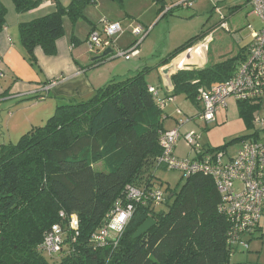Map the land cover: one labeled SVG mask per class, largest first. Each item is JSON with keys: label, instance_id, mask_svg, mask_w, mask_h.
<instances>
[{"label": "trees", "instance_id": "16d2710c", "mask_svg": "<svg viewBox=\"0 0 264 264\" xmlns=\"http://www.w3.org/2000/svg\"><path fill=\"white\" fill-rule=\"evenodd\" d=\"M101 1L123 2L70 0L68 6L57 4L52 13L20 26L26 60L38 74L41 72L35 49L42 48L47 56L57 55L56 42L65 36L64 18L76 25L86 20L87 8ZM186 1L165 12L164 0H156L159 15L165 19L181 8L191 10L193 5H183ZM13 2L20 13L37 7L31 0ZM237 9L233 8V13ZM6 17L7 9L0 0V32L6 26ZM94 31L95 28L91 33ZM207 37L200 34L189 39L161 59L157 67L146 68L123 81H111L88 98L59 99L60 104L45 125L34 127L16 144L0 146V264H231L238 248L249 249L252 238H247L262 232L264 209L254 229L242 238L246 242L243 246L230 241L233 226L228 216L219 211L221 198L212 177L183 175V185L176 190L169 188L167 195L156 188L155 171L167 170L158 165L164 152L160 140L171 130L164 128V109L158 104L167 91L154 87L160 93L154 97L147 76L155 69L169 66ZM141 39L137 36L135 43L123 51H131ZM251 44L252 41L237 58L208 64L203 69L175 66L171 96L183 94L197 103L201 89L207 90L236 75L241 64L249 59ZM140 46L141 43L137 48ZM117 52L98 62L117 58ZM186 68L192 70H183ZM56 80L46 86L51 89ZM46 92L27 100H45ZM236 101L241 116L249 120L252 117L257 129V136L244 142L260 141L264 145V129L255 122V118L264 119V102ZM254 113L258 115L254 117ZM201 151L208 156L222 152L226 163L238 153L231 156L225 147L211 150L203 145ZM235 186L238 192L243 185ZM130 187L146 193L160 191L163 200L157 203L146 197L147 200L134 203L133 218L118 246L96 247L93 237L100 234L111 213L131 203L127 200ZM160 205L165 210L157 211ZM73 216L79 223L77 233L71 230ZM148 220L153 222L151 229L135 239ZM55 227L62 229L63 247L61 252L49 254L41 245Z\"/></svg>", "mask_w": 264, "mask_h": 264}, {"label": "crops", "instance_id": "0c3cea01", "mask_svg": "<svg viewBox=\"0 0 264 264\" xmlns=\"http://www.w3.org/2000/svg\"><path fill=\"white\" fill-rule=\"evenodd\" d=\"M31 1L37 3V7L20 13L17 12L13 0H1L7 9V17L6 26L0 32V71L4 74V77L0 78V132L7 128L8 137L12 141L13 137L11 133L15 129L23 134L27 133V129L30 128L29 125H33L32 127H34L38 125L35 123H39L37 120H29V117L23 120L22 117H18V113H54L57 105L61 102L59 99L73 97L88 98L96 90H99L111 81H123L146 68L153 69L157 67V63L167 56L155 60L153 55L150 60L147 58L150 56L143 53L145 43L148 40V42L151 41L155 44V38L152 35L154 31L149 33L148 30V37L143 41L145 45L143 44L142 48H140L139 54L127 59L123 58L122 61L117 63H114V60L120 58L115 57L107 61H101L100 63L98 61L93 62V59L101 55L90 53L86 41L93 28L97 31L96 23L107 20L121 25L122 33L113 39L114 44L112 49L116 52L126 50L135 43L137 36L132 30L138 24L147 29V26L155 25L157 21L162 20L161 17L163 16L159 15L160 5L156 3V0H152V3H150L151 0H123L122 3L101 1L87 8L85 10L86 20H82L76 25H73L68 17L64 18L65 36L56 42L57 55L47 56L42 48L37 47L35 49L34 54L41 72V74H38L26 60L25 48L21 42L20 26L52 13L56 9L57 4L68 6L70 0ZM182 1L184 0H176V2L164 0L166 6L165 12ZM110 16H114V19H110ZM148 16L155 23L150 22L147 24L149 20L146 18ZM83 21L87 23H82ZM129 34L134 38L133 41L129 39ZM201 43L204 44V42ZM193 48V50L190 49L177 57V60H174V65H191L188 67L194 66L197 69L205 68L204 66L208 61L203 52V47L196 45ZM185 54H187L186 56L189 55L190 58L186 59ZM191 55H195L196 59L193 60ZM203 61L205 63L200 67L199 65ZM94 63L97 65L92 67ZM166 67L155 69L150 73L151 76L152 74L160 76L158 78L159 85L153 84L147 79L150 87H158L163 89V91L168 89L165 76L162 75V70ZM56 78H61V82L49 89L46 83ZM169 81L171 82V78ZM46 89H49V91L46 92ZM16 90L18 91L14 93ZM43 92L48 94L45 100H35L31 103L16 101L19 102L18 104L13 100L15 97L26 100ZM14 106L16 108L12 110ZM12 113L16 114L13 115ZM2 137H0V144L2 142L6 143V135L3 134Z\"/></svg>", "mask_w": 264, "mask_h": 264}, {"label": "built area", "instance_id": "2783aa9c", "mask_svg": "<svg viewBox=\"0 0 264 264\" xmlns=\"http://www.w3.org/2000/svg\"><path fill=\"white\" fill-rule=\"evenodd\" d=\"M183 5L190 8L192 3L188 0ZM252 7L253 14L259 17L262 22V28L252 35L253 40L248 51L249 59L241 64L236 75L230 80L216 83L209 89H201L199 92L197 99L201 105L199 116L207 124L216 121L217 112L226 106L227 99L231 96L240 101L264 102V0H253ZM101 23L103 30L92 32L87 41L89 51L92 54L112 48L113 38L122 33L119 23H111L107 20H103ZM134 32L136 36H140L142 39L131 51H118L115 54L117 58L127 59L136 55L137 46L148 35V32L142 27H138ZM3 76L0 71V78ZM56 79L51 84L52 87L62 80L61 78ZM172 90L173 88L169 89L167 96L163 100H159L158 104L162 109H165L174 100L171 96ZM149 91L154 97L160 96L154 87H150ZM255 122L264 129V119L258 117L255 118ZM185 124L186 122L183 121L177 129L162 135L160 144L164 152L158 160V165L169 171H180L186 177L194 175L212 177L221 198L219 211L228 216L233 226L230 241L246 246V242L242 238L254 229L264 209V145L259 143L260 141L257 143L244 142L237 156L226 163L222 152L209 156L202 153L199 134L188 132L182 136L180 130ZM182 138L191 154L195 155L193 156L195 159H179L173 155L174 148ZM240 183L243 186L238 192H235V184L240 186ZM146 197H148L147 199L151 197L157 203L163 200V194L160 191L146 193L139 188L130 187L127 200L131 203L127 207H118L111 213L100 234L93 237V245L99 248H104L110 244L117 246L134 214V203L145 201ZM71 230L76 233L79 230L76 216L72 217ZM62 236V229L55 227L53 232L46 236L41 249L49 254L61 252L63 247Z\"/></svg>", "mask_w": 264, "mask_h": 264}, {"label": "rangeland", "instance_id": "374dc122", "mask_svg": "<svg viewBox=\"0 0 264 264\" xmlns=\"http://www.w3.org/2000/svg\"><path fill=\"white\" fill-rule=\"evenodd\" d=\"M170 1L176 2V0ZM252 1L253 0H194L192 2L193 7L191 10L183 8L176 10L174 15L157 21L158 23L156 22L155 25L147 26V29L141 24H138L136 28L142 27L145 31L149 30V33L154 31L152 35H154L155 38V44L151 41L148 42V40L145 43L146 45L141 43L140 48H142L144 44L143 53L149 55L150 57L147 58L150 60L154 55L156 60L157 58L160 59V57H165L189 39L203 34L210 37L204 39V44L201 43L200 45L198 44V46L203 47V52L210 65L220 64L228 59L237 58L250 46L253 33L259 32L262 28L261 20L257 16L251 14ZM150 3H152V0ZM233 8L238 9L233 13ZM110 19H114V16H110ZM146 19L149 20L148 22L146 21L147 24L150 22L155 23L154 21H151L150 16ZM82 23L87 22L83 21ZM96 24L97 31H102L103 24L101 22ZM223 24H225L226 27H224ZM134 30H132V32H134ZM129 39L132 41L134 40L130 34ZM140 48L136 49V54H139ZM193 49L194 48H191V50ZM103 52L104 51H102L101 54ZM191 57L193 60L196 59L195 55H191ZM187 58H190V56L188 55L186 59ZM122 60L123 58L116 59L114 60V63ZM204 63L205 61L199 66L201 67ZM208 63L204 67H206ZM159 77L156 74H152V76L151 74H148L147 79L153 84H158ZM170 78V75L165 77L166 85H168V89H166L167 91L173 88L169 81ZM17 91L18 90L14 91V93ZM13 100L16 104L19 103L16 101H20V103L32 102L20 97H15ZM16 107L14 106L12 110H15ZM200 109L201 105L198 101L195 103L183 94L176 95L174 100L164 109L162 115L164 119L166 118L163 121L164 128L167 130H174V128H178L180 124L185 121L186 124L181 127L180 130L181 134L188 132L200 134L202 137L201 143L204 148L212 150L225 147L228 154L231 156L235 155L241 148L242 143L245 140H249L248 138L254 136L257 131L253 126L252 117L249 120L247 117L241 116L238 103L233 96L227 99L226 106L221 108L217 113L216 121L214 123L207 124L201 120L199 116ZM12 114L14 115L16 113ZM53 115L54 113H18V117H22L23 120L26 117H29V120H37L39 123H35L38 125L34 127L45 125L47 120ZM253 115L255 117V115L258 114L254 113ZM262 117H264V112ZM28 123L30 124L29 121ZM32 126L33 125H29L30 128L28 127L29 129H27L26 132L33 129L34 127ZM3 134L6 135V143L2 142L0 146L3 144L9 145L18 143L21 137L26 133L22 134L15 129L11 133L13 141L8 137L7 128L1 130L0 137H2ZM256 136L257 134L253 138ZM177 146L178 148L175 151V155H177L178 158H193L191 151L187 148L182 139ZM155 179L157 183L156 188L160 189L165 195L169 193L167 192L169 188L171 190H176L184 183L183 174L177 170L169 171L157 169L155 171ZM156 210H165V206L160 205ZM133 215L129 220L128 225L132 220ZM261 228L262 232H257L253 237L247 238V240L252 238V241L249 243V249L238 248V251L231 258V264H264V235L261 237V235L264 234V218L261 221ZM110 246L117 247L114 244H110ZM57 257L55 259H57Z\"/></svg>", "mask_w": 264, "mask_h": 264}, {"label": "water", "instance_id": "95a60500", "mask_svg": "<svg viewBox=\"0 0 264 264\" xmlns=\"http://www.w3.org/2000/svg\"><path fill=\"white\" fill-rule=\"evenodd\" d=\"M114 50L112 48H109L107 49L106 51L103 52V54L101 56H98L96 57L95 59H93V62H96V61H100V60H103L111 55L114 54ZM174 62L173 61L169 66H167L166 68H164L162 70V75L165 76V77H168L169 75H171L172 71L174 70L175 68V65H174ZM193 69H196V68H193ZM183 70H192V68H186V69H183ZM180 71V70H179ZM153 226V222L151 220H148L147 222H145L140 228L139 230L137 231V233L135 234L134 238L137 239V238H140L143 234H145L147 231H149L151 229V227Z\"/></svg>", "mask_w": 264, "mask_h": 264}, {"label": "bare ground", "instance_id": "6f19581e", "mask_svg": "<svg viewBox=\"0 0 264 264\" xmlns=\"http://www.w3.org/2000/svg\"><path fill=\"white\" fill-rule=\"evenodd\" d=\"M181 61V60H180ZM192 67H194V66H192ZM194 68H196V67H194ZM176 69V67L174 68V70Z\"/></svg>", "mask_w": 264, "mask_h": 264}, {"label": "flooded vegetation", "instance_id": "af4514ba", "mask_svg": "<svg viewBox=\"0 0 264 264\" xmlns=\"http://www.w3.org/2000/svg\"><path fill=\"white\" fill-rule=\"evenodd\" d=\"M188 54V53H187ZM187 54H185V56L187 55ZM187 57V56H186Z\"/></svg>", "mask_w": 264, "mask_h": 264}]
</instances>
